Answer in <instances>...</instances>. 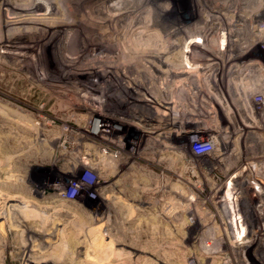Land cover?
Instances as JSON below:
<instances>
[{"label": "rangeland", "instance_id": "obj_1", "mask_svg": "<svg viewBox=\"0 0 264 264\" xmlns=\"http://www.w3.org/2000/svg\"><path fill=\"white\" fill-rule=\"evenodd\" d=\"M95 1L84 0L83 3L91 6L93 3H96ZM215 1L204 0L203 6L218 10L223 3L219 0ZM110 2L112 0L107 1V3ZM263 2L261 0H254L249 1L247 4V1H244L242 8L246 11L248 10L247 13L246 11L239 13L240 15L238 13H228L229 16L227 13H198L195 11V8L201 7L199 4L197 5L192 0H182L183 8H181L179 13H171V15L174 16L175 20L180 19L183 25L197 29L201 27L202 23L204 24V16L208 14L211 16H209L210 22L218 23L217 27L223 28V30L220 29L221 33L227 29L233 30L234 26H231V23L235 22L238 18L243 19L241 14L247 15L252 22L249 20L247 23L242 22L243 20L240 22L244 24L243 28L245 30L248 29L253 34L251 36L248 33L247 37L249 38H245L244 41L247 40V43H252L251 41L256 42L258 40L257 37H264V21H253L264 18V13H253L254 9V12L258 11L259 7L257 8V6ZM0 5L2 12L12 10V8L10 9L11 4L9 0H6V2L5 0H0ZM37 5L38 7L40 5L41 8L43 2ZM188 5L189 8L186 10ZM250 8L253 9H251L252 12H249ZM32 12L34 13V11ZM80 12L87 13L88 10L85 9L83 12ZM48 13H52V11L49 9ZM67 13H72V11L69 10ZM249 14L252 15L250 16ZM55 17L57 20L60 19L58 15H55ZM81 18V20L85 21L84 24L94 32L105 29V26L92 21L86 16ZM49 27L50 31L48 32L15 29L10 32L9 37L11 40H15L16 44H19L15 47V50H20V44H22L24 46L28 45L27 47L30 50L41 51L53 37L51 30L54 27L52 24ZM210 36L215 37L216 35L212 32ZM234 37L232 36V38ZM215 40L220 43L221 38ZM81 44L83 43L80 42V46L76 50L67 53V56L61 61L53 62L56 73L60 72L56 74L57 77L63 79L64 76L68 78L72 76L75 81H70L77 84L84 82L77 79L78 77L80 78V76L76 75L77 73L68 74L66 71L65 73L61 72L65 68L73 70L71 67L77 69L76 67L87 66L90 58L87 60L84 57L86 49ZM232 46L238 47L239 45L232 44L231 42L227 49L231 51V49H234ZM237 47L234 50L238 51ZM212 54L220 57V53L218 52L213 51ZM213 55L211 57L214 58ZM37 57V55H34L20 60L23 64H16V60L12 59V63H7L0 69V205H2V208L0 206V264H29L31 262L33 264H195L199 258L195 257V246L200 239L199 235L209 226L208 224L202 225L200 222L195 223V203L193 202L195 191L187 189L186 186L189 183L188 180H193L194 182L195 177L191 180L185 177V185H182L181 189H179L181 184L177 183L178 189L176 191L179 193L175 195H167L166 193L163 195L162 189L170 181L178 179L177 174L185 166L183 159L187 158L189 153L195 155L191 151L196 152L195 150H199L201 145L209 143L207 139L197 141V134H206L209 124H212L209 122L193 121L189 119L191 116L186 117V114L185 116L182 114H162L160 112L158 114L154 110L138 109L132 104L129 105L130 102L124 94L119 95L114 93L112 97L105 99V110L103 112L100 111V114H102L100 115V120L96 118L88 120V127L86 126L85 128L83 120L77 116L86 114L88 108L86 106L78 108L76 109L77 113H74L67 112L69 107H66L71 105L70 101L75 104L84 102L81 98V100L74 98L71 100L69 95H67L69 93L58 91L52 93L48 91L46 80L42 79L46 73V69H43L41 66L37 65L36 67L42 75L40 76V81L38 80L37 82L25 74L22 65L27 63L28 60L33 62ZM211 57L207 55L208 62L213 59ZM26 59L27 61H25ZM243 61L245 63L249 61L253 62L252 67L247 71L251 72L250 75L245 76L246 82H249L253 77L255 80V77L259 76L261 77L258 81L259 86L264 91V43L260 42L256 50H250L248 57ZM199 64L201 63L198 61L197 65ZM213 65L215 64L213 63ZM214 67L217 78L220 81L213 83V86L211 87L210 85L209 87L211 93L217 90L216 93L219 96L215 95L217 98L215 99L214 96L209 106L213 107L212 120L214 121V118L217 117L215 118V120L217 119V123L221 126H226L231 123L232 118L235 119L236 125L256 118L253 121L261 125L255 130L264 134V94L254 97V101L262 97L263 100L260 105L253 104L255 109L252 110L253 112H248L249 114L242 109L237 110L234 108L233 110L229 108L231 105L235 106L237 102V104L242 103V99L235 98V95H233H237L235 93L237 92L236 88H232L231 85V82L234 80L230 79L227 81L228 83L226 80L223 82V76H227L229 65L228 67L224 66L219 60ZM256 69L259 72L258 74L254 71ZM195 74L201 77L200 72ZM114 86L111 83L106 86V90L111 93L115 89ZM230 90L232 91L230 92ZM228 92L232 93V97H230ZM64 93L66 95L65 100L59 106L61 100H63L60 95ZM219 99L226 102L224 106L227 104L228 112L227 110L222 112L221 109L225 108L220 107V104L217 105L215 101ZM41 103L45 104L44 108ZM41 106L42 110L40 111L37 108ZM2 111H5V113L1 114ZM224 112L228 114H224ZM214 113L215 115H213ZM3 115L20 123L26 120L29 127L22 126V123L21 127L10 125L3 121ZM225 116L229 120H226ZM106 122L117 124L120 127V132L115 131L117 134L113 132L111 135H114L119 140L121 147L119 148L118 145L110 142L99 144L108 153H114L115 156H113L115 158H109L108 162L105 161L102 165L94 166L95 169H93L94 167H91L89 163H82L84 161V151H82L83 148L80 150V141L83 139V142H87L90 145L95 144L97 139L93 137H97L96 135H98L95 126L96 124L101 125ZM152 131L162 133L175 132L178 138L174 139L169 136L170 139L164 142L167 145L169 144L165 148L167 151L165 153H157V156H154L155 152L153 148L157 147L158 149V146H161L160 143L158 142L155 145L151 141L146 143L143 141L144 136L147 134L146 132ZM87 132L91 135L86 137L85 134ZM180 135H187V137L180 138ZM79 139L80 141H78ZM257 146H254L252 151H260V148ZM259 147L262 149L264 145ZM245 149L246 147L244 146L240 157V163H243V165L251 158V154L253 153L251 149L249 151L247 149L245 151ZM135 150H137L136 153ZM249 152L250 154H248ZM117 154H121V158L118 159ZM197 154L199 153L197 152ZM164 155L166 157L163 160H157ZM230 160L234 161V157H231ZM214 167L213 174L222 176L220 172L221 168L217 167V165H214ZM111 169H113L112 172L110 171ZM262 173L264 174V170ZM253 179L254 177H250L248 173H243L235 181V185L241 187L240 189L245 193V197L243 196L242 200L246 202V204L243 202L241 207L237 206V208L233 207L229 210V215L233 222L232 233L234 234L231 233L230 238L227 239V249L228 251L240 249V256L242 257H237L236 259L239 258L241 260H235V264H264V249H262L264 247V208L254 203L247 205L250 201L258 202L261 199L254 198L252 183L256 181L252 182ZM261 180V185L264 186V177ZM147 187L154 188L155 193L149 194L148 190H146ZM144 196H149L153 201L155 200V202L158 201L159 203L156 204V207L147 205L144 203ZM117 198L119 201H122L123 207L110 204V201H118ZM170 199L174 202H180L182 205L174 210L173 208L170 209ZM25 200H29L31 204L28 205V209L32 208L35 213L46 215V219L48 220L39 221L40 223L37 225L36 222L33 223V221H37V217L24 216L26 210L22 212L21 206L25 205ZM8 204H15L14 209L8 210L10 212L9 216L5 215ZM252 206L254 207L252 208ZM212 210L214 209L212 208ZM16 211H19L18 214L19 216L21 215L22 220L18 216L14 218L16 220L10 218V215ZM220 217L218 214L214 219L217 223L219 222V225H216L214 229L219 232L218 229L221 228V231L215 234L218 233L217 238L220 239L217 242L223 244L220 234L223 233L224 225L222 217ZM184 220L190 223L183 225ZM31 235L33 236L31 237ZM29 238H32V240ZM59 240H63V242ZM55 242H59L60 246L64 245V247L57 246L59 251L54 247L56 251L54 252L55 249L53 250V255L49 254L48 251L47 254L45 252L42 255L38 253L30 254L26 249L23 250L21 248L17 250L16 248L17 244L19 247L25 246V248H30L33 244L35 245L33 246L34 248H39L40 244L43 246L55 244L54 246H56ZM79 245H81L80 248ZM96 249L97 251H95ZM42 250L44 251V249ZM49 252L52 251L49 250ZM88 253L94 256L92 261L84 258L85 254ZM55 255L57 259H61L53 261ZM51 257H53L52 260ZM208 263L210 264V261H207L206 264Z\"/></svg>", "mask_w": 264, "mask_h": 264}, {"label": "bare ground", "instance_id": "obj_2", "mask_svg": "<svg viewBox=\"0 0 264 264\" xmlns=\"http://www.w3.org/2000/svg\"><path fill=\"white\" fill-rule=\"evenodd\" d=\"M9 1L11 4L10 9L12 8V10H10L9 12H2V9L0 8V69L3 65L12 63V59L16 60V64H23V62H20V60H23L26 57L37 55L38 57L36 58V60H33V62H30L28 60V63L27 59L25 60L27 61V63L22 65L25 74L38 82V80L40 81V76L42 75L36 67L37 65L41 66L43 69H46V73L43 75L42 79L46 80V88L48 91L52 93L55 91L61 93H69L67 95H69L71 100L73 98L76 100H79L81 98L84 102L75 104L71 103L70 101L71 105L66 107H69V110L67 109V112L74 113L78 108H84L85 106L88 108L86 114L77 116L83 120V125L85 128L89 123L88 120H94L95 118L100 120V115H102L100 114V111L103 112L105 110V99H107L108 97H112L114 93H117L119 95L124 94V96L130 102L129 105L132 104L135 108L138 109H148L150 111L154 110L157 111L158 114L159 112L162 114L167 113L170 115L182 114L185 116L186 114V117L191 116L189 119H192L193 121L209 122L212 124L210 125L208 123L209 126L206 130V134H197V141L207 139L209 143L201 145V148H199V150H195L196 152H192L190 150L191 153L195 155H191L189 153L188 157L183 159V163L185 164V166L177 174L178 179L170 181L167 185H165V188L162 189V192L163 195L165 193L167 195H175L179 193L176 191V189H178L177 183L181 184V187H179V189H181L182 185H185V177H188L190 180L195 177L194 182L193 180H188L189 183L188 185H186L187 189L195 191V199H193V202L195 203V223L200 222L202 225H209L208 228L206 227L205 230H203L199 235L200 239L198 241V244L195 246V257H199L195 264H206L207 261H210V264H235V260H241L239 258L236 259L241 254L240 249H232L234 252L228 251L227 249V239L230 238V234L233 231V222L231 216L229 215V210H231V208L233 207H241L243 205V202L246 204V202L242 200V197L245 193L242 189H240L241 187L235 185L236 178L243 175V173H248L250 177H254V179L252 180V182L254 180L256 181L252 183L254 198H261L260 201H250L247 203V205L254 203L264 208V186L261 185V178L264 177V174L262 173L264 170V148L261 149V147H259L261 145H264V134H261L260 132L255 130L258 129L261 125H258V122L253 121L256 120V118H248L249 120L246 123H242L239 125H236V121L234 118H230L232 121L231 123L227 121L229 124H227L226 126H221L219 123H217V119L215 120V118L217 117L215 116V118L213 117V121L211 118L213 107L211 108L209 106L213 97L215 95H218L216 93L217 90L214 93H211V91H209V87L210 85L212 87L213 83L220 81L217 78V73L214 67L220 60V62H222L224 66L228 67L229 65V68L227 69V76L225 74V76H223V82H225L224 80H226V82L230 79L234 80L231 82V85L232 88H236L237 92H234L237 93V95H233H235V98L242 99V103L237 104V102L235 106L231 105L229 108L233 110L234 108H236L237 110L242 109L244 112L250 113L253 112V109H255V104L260 105L262 103L263 97L257 101L253 100L254 97L259 96V94H264V91L261 90L262 87L259 86L258 82L261 77L256 76L255 80L253 77L249 80V82H246L245 79V76L250 75L251 73L247 71L252 67L253 62L249 61L245 63V61L243 60L248 57V53L250 50H256L260 42L264 43L263 36L257 37L258 40H256V42L254 41L255 43L253 41H251L252 43H247V40L244 41L245 38H249L247 37L248 33L249 35L251 34V36H253V34L250 30H245L243 28L244 24L241 23H247L249 21L252 22L251 19L247 15L241 14V17L243 16V19L238 18L237 20H235V22L231 23V26H234L233 30L227 29L221 33L220 29L223 30V28H218V23L210 22L211 16L208 14V16H204V24L202 23L201 27L197 29L183 25L180 19L175 20L174 16H172L171 13L180 12L181 8H183V5L181 3L182 0H112V2L110 3H107L108 0H96V3H93V5L91 6H89L87 3V5H85L83 3L84 0ZM192 1L201 6L195 8V11H197L198 13H238V15H240L239 13H243L246 11L242 8V4L244 3V1H247L248 4L249 1L251 2L254 0H219L223 3V5H221L218 10L203 6L204 0ZM41 2H43V6L40 8V5L38 7L37 4ZM261 2H263V0H261ZM188 8L189 5L186 10ZM257 8L258 11L254 12V9L253 13H264V2L261 5H258ZM49 9L52 11V13H48ZM85 9L88 10L87 13L80 12H83ZM251 9L252 8H250L249 12L251 11ZM69 10L72 11V13H67ZM32 11H34V13ZM35 11L37 12L35 13ZM55 15H58L60 19L57 20V16L55 17ZM222 15L224 16V14ZM85 16L90 18L92 21L105 26V29H100L97 30V32H94L84 24L85 21L81 20V17ZM260 19L253 21H264V18H262L261 20ZM241 20L243 21L240 22ZM50 24H52L54 27V29L52 28L51 30L53 37L51 38V41L42 48L41 51L30 50L27 47L28 45L24 46L22 44H20V50H15V47H17V45L19 44H16L17 42L15 40L13 41L10 39L9 34L10 32H12V30L26 29L48 32L50 31ZM212 32H214L216 38L214 36H210ZM232 36L235 37L232 38ZM214 38H221L220 43L217 42ZM229 41H231L232 44L235 43L239 45L238 47L236 46L238 51L234 50L236 49L235 46H232V48L234 49H231V51L227 49L231 43ZM80 42L83 43L81 44L82 47L86 49L84 57L87 60L88 58H90L89 63L87 64V66L85 65L86 67L80 68L76 67L75 65L77 69L71 67V69L73 70L65 68L61 71L64 73L66 71L68 74L77 73L76 75L80 76V78L78 77L77 79L84 81L80 84H77L76 82L70 81H75V79H73L74 77L72 78V76H70L69 78L67 76H64L63 79L57 77L56 74H59L60 72L56 73V68L55 65H53V62L61 61L67 56V53L76 50V48L80 46ZM213 51L220 53V57L218 55L214 56L212 54ZM207 55L210 57L213 55L214 58L211 57L213 59L208 62ZM198 61L201 64L197 65ZM213 63L215 65H213ZM202 65L204 66L202 67ZM50 66L52 67L50 68ZM257 69L254 71H256V73L258 74L259 72L257 71ZM197 72H200L201 77L195 74ZM109 83L115 85V89L111 93L106 90V86L110 85ZM231 91L232 90H230V92ZM228 94L230 95V97H232V93L230 94L228 92ZM216 96L215 99L217 98ZM60 97L63 100L60 99L61 103L59 104V106H61L62 102L65 100V93L60 95ZM221 97H223V95H221ZM223 100L219 99L218 101H215L217 102V105L220 104V107L225 108L221 109L222 112L227 110L228 108L227 104L226 106H224L226 102H224ZM236 101L238 100L236 99ZM41 104L44 108L45 104ZM42 106L38 107L37 109H40L41 111ZM4 113L5 111L1 112V114ZM224 114L228 113L224 112ZM213 115H215V113ZM251 116L253 117V115ZM225 118L226 120H229L227 119L228 117L225 116ZM2 119L4 122L10 125L21 127L22 123V126H28V122L26 120L20 123L4 115ZM95 128H97L98 132V135H96L97 137H93L97 139L95 144L90 145L87 142H83V139L81 141L80 139L78 140L81 142L80 150L81 148H83L82 151H84V161L82 163H89L91 167L102 165L103 162H108L109 158L112 159L115 156L114 153H108V151H106L99 144L110 142L118 145L119 148L121 147L119 145L121 144L119 140L114 135H111L113 132L114 134H117L115 131H121L120 127L117 124H110L109 122H106L105 124L101 125L96 124ZM89 132L85 134L86 137L91 135ZM122 133H124V131H122ZM146 133L147 134L143 139L145 143L151 141L155 145L158 142L161 145L160 147L158 146V149L157 147L153 148V151L155 152L153 154L154 156H157V153H165V151H167L165 148L169 146V144L167 145L164 143L167 139H170L172 137L174 139L178 138L177 133L175 134V132L162 133L159 131H152ZM185 137H187V135H180V138ZM67 139L69 138L67 137ZM244 146L248 151L249 149H251L252 151V148L254 146H257L258 148H260V151L254 152L253 150V153L251 152V158L243 165V163H240V157L241 153H243L242 148ZM136 151L137 150H135V153ZM197 152L199 154H197ZM248 154H250V152ZM117 157L118 159L121 158V154H117ZM165 157L166 155L160 157L157 160L161 161ZM231 157H234V161L230 160ZM156 158H154V160H156ZM214 165H217V167L221 168L220 172L222 173V176L213 174V171L215 170ZM93 169H95V167ZM112 170L113 169H111L110 171L112 172ZM146 190H148L149 194L155 193V189L152 187H147ZM117 200L118 201H110V204H112L113 206L123 207L124 205H122V201H119L118 198ZM143 200L145 201V204L154 207H156V204L159 203L158 201H153L149 196H144ZM25 201V205L21 206L22 212L23 210H26V214L24 216H32L35 218L37 217L36 220L38 222L33 221V223L36 222L37 225L40 223L39 221H44L46 219V215L44 216L42 214H37L32 208L28 209V205L31 204L29 203V200L26 201L28 203H26ZM181 205L182 204L180 202H174L172 199H170L169 201L170 209L173 208L174 210L175 208H179L178 206ZM0 206L2 208V205ZM14 206L15 204H8L6 208L7 210L5 209L7 211L5 212V215L10 214L8 210L14 209ZM253 207L254 206H252V208ZM212 208L214 210H212ZM18 212L19 211L13 212L10 215V218L14 219L18 216L21 219V215L19 216ZM218 214L222 217V222L224 225L223 233L220 234V237H222L221 240H223V244L217 242L220 241V239L217 238V234L221 231V228L218 229L219 232L214 229L216 225H219V222L217 223L214 220ZM189 223L190 222H185L184 220L182 224L187 225ZM216 232L218 233L215 234ZM32 236L33 235H31V237ZM29 239L32 240V238ZM61 242H63V240ZM55 243L56 246H54L55 244L50 245L52 248L49 246V244L45 246L40 244L39 248H34V244L30 248H25V246L19 247L17 244L16 248L17 250L21 248H23V250L26 249L30 252V254L38 253L42 255L45 254V252L47 254L48 251L49 254L53 255V250L55 249L54 247H56L57 249V246H60L59 242ZM80 246L81 245H79V248ZM63 247L64 245L61 248ZM42 249H44V251ZM56 249L54 250V252L56 251ZM262 249H264V247H262ZM49 250L52 252H49ZM57 251L59 250L57 249ZM95 251H97V249ZM54 257L55 259L53 261H59L61 259H57L56 255ZM52 258L53 257H51V260ZM84 258L86 260L92 261L94 256H91L88 253L85 254ZM29 264H33V262Z\"/></svg>", "mask_w": 264, "mask_h": 264}]
</instances>
